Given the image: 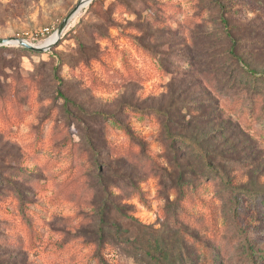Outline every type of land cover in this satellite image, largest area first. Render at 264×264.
Masks as SVG:
<instances>
[{
	"label": "rangeland",
	"instance_id": "374dc122",
	"mask_svg": "<svg viewBox=\"0 0 264 264\" xmlns=\"http://www.w3.org/2000/svg\"><path fill=\"white\" fill-rule=\"evenodd\" d=\"M80 1L0 0V38L51 44L0 46V264H243L240 235L264 250V103L247 107L240 66L264 74V0H222L231 37L215 0H91L57 39ZM126 104L228 163L237 207L222 185L178 205L153 171L177 176L163 115Z\"/></svg>",
	"mask_w": 264,
	"mask_h": 264
},
{
	"label": "trees",
	"instance_id": "16d2710c",
	"mask_svg": "<svg viewBox=\"0 0 264 264\" xmlns=\"http://www.w3.org/2000/svg\"><path fill=\"white\" fill-rule=\"evenodd\" d=\"M220 6L221 10V22L225 29L227 37H231V29L229 18L227 16L228 11L226 9V5L222 0H215ZM243 44L240 39H232L231 51H235L238 45ZM3 47V46H2ZM0 47V48H2ZM19 50L24 52L34 53L32 49L26 47H19ZM242 68V73H245V78L247 82V87H245L244 99L249 101V106H253L255 102L263 101L264 103V74L256 73L251 70L249 67H244L243 64H240ZM251 87V88H250ZM240 92V91H239ZM66 103L68 102V98L63 95ZM129 110H136L138 112L150 111L151 113H156L159 115H163L164 119L162 121L163 132L166 135V138L169 140L170 144L166 152V158L169 162V166L172 167L174 173L177 174L174 177L167 168H162L160 165H155L153 167V171L156 172L160 179V185L162 188L166 190H175L177 192L176 203L180 205L185 199L187 201L199 200V193L202 190H206L209 186H224L228 189L229 195L232 199H234V207H237L239 191L240 189L237 186H234L231 179L226 175L225 170L228 163H224L222 161H217L215 157H212L210 153L200 146L197 142H192L186 137L175 135L171 131L170 122L173 121V118L168 113L164 111H160L158 109H139L130 104L125 105ZM264 111V105L262 107ZM66 110H70V108H66ZM185 109H182L184 111ZM121 109L120 112H122ZM100 123L108 122L112 120L117 123L120 127H122L126 132L131 134V131L128 125H125L123 121L119 120L116 115H109L105 112H99L98 116ZM103 121V122H102ZM92 138L94 140L100 141L102 138L98 135V133L94 134ZM179 143L182 146H185V150L183 152H179L175 150L172 146ZM92 145V144H91ZM222 158V157H221ZM182 160H187L185 163H181ZM222 160H224L222 158ZM215 164V165H214ZM98 166V165H97ZM166 176V178H163ZM11 185L14 187L13 194L16 195L20 206L23 207L27 201L25 200L24 193L17 187V185ZM245 192H248L242 189ZM106 203L101 208L103 212H105ZM239 244L241 249L239 248V252L242 254L240 261L243 264H264V250L258 247L256 242L251 241L248 238L240 235ZM237 250V252H238Z\"/></svg>",
	"mask_w": 264,
	"mask_h": 264
},
{
	"label": "water",
	"instance_id": "95a60500",
	"mask_svg": "<svg viewBox=\"0 0 264 264\" xmlns=\"http://www.w3.org/2000/svg\"><path fill=\"white\" fill-rule=\"evenodd\" d=\"M91 0L87 1V4L90 2ZM86 5V4H84ZM82 4V0L77 4V6L69 13V15L65 18V20L61 23V25L59 26L58 30H57V39L59 38L60 34L63 32L64 28L66 27V25L68 24V22L70 21V19L76 14L78 13V11H80L82 9V7L84 6ZM9 42H14V43H19L20 45L27 47L29 49L32 50H43L48 48L51 44L48 45H35L32 44L30 42H28L25 39H19V38H0V46L1 45H5ZM53 44V43H52Z\"/></svg>",
	"mask_w": 264,
	"mask_h": 264
},
{
	"label": "bare ground",
	"instance_id": "6f19581e",
	"mask_svg": "<svg viewBox=\"0 0 264 264\" xmlns=\"http://www.w3.org/2000/svg\"><path fill=\"white\" fill-rule=\"evenodd\" d=\"M88 0H82V4H86Z\"/></svg>",
	"mask_w": 264,
	"mask_h": 264
}]
</instances>
